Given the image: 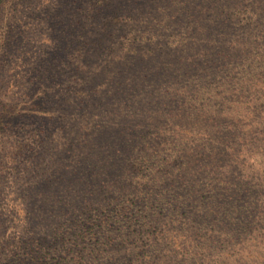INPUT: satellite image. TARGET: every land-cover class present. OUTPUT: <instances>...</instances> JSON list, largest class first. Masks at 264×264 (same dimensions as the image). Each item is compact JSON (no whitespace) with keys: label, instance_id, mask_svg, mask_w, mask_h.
<instances>
[{"label":"rangeland","instance_id":"obj_1","mask_svg":"<svg viewBox=\"0 0 264 264\" xmlns=\"http://www.w3.org/2000/svg\"><path fill=\"white\" fill-rule=\"evenodd\" d=\"M221 181L250 210L216 211ZM187 196L203 242L158 259L264 264V0H0V264H88L76 237L117 211L158 249Z\"/></svg>","mask_w":264,"mask_h":264},{"label":"trees","instance_id":"obj_2","mask_svg":"<svg viewBox=\"0 0 264 264\" xmlns=\"http://www.w3.org/2000/svg\"><path fill=\"white\" fill-rule=\"evenodd\" d=\"M244 117L246 116H243L242 118ZM235 147L237 149L233 150L234 152H237L238 154H241V152L247 153L246 150L239 149L236 143ZM250 153H256V149L253 148L247 154ZM229 162L235 168V160L230 158ZM238 164L239 163L237 162V165ZM220 184H222V186L220 188H215V195L213 197V200L217 202L216 211L218 212H221L218 209L219 207L225 206L227 207V211H237L238 213L240 212V209H242L245 214L247 210H250L251 202H253V200L256 199V196L259 195L257 187L258 185L255 184H250L251 186L247 184L245 187L239 186V189L234 193H232V188L228 183L221 181ZM233 185H235V183H233ZM195 186L196 184L189 187L184 186L187 194L191 192V189H193ZM182 192L178 198L182 197ZM207 197L208 196H205L203 197V200L197 202L194 198V200H192L189 198V196H187L184 197L183 201L176 202L175 204L173 202V205L169 202L167 203V207L165 206L164 209L162 207L160 208L161 210H156L165 219H167V215L169 214L167 220L169 223L167 225L168 228L164 227L160 229V231L157 230V233H152V239L157 245L161 244V242L164 240V244L158 249H156L154 244L150 241H143L141 246L137 249V246L140 244L137 243L138 239L136 237L138 236L140 238V235L143 236V234L139 232L136 237L131 236L135 230H130L127 232V234H125L123 231H125L126 223H123L121 220H119V218H122L123 215L119 214L118 211L113 212L114 217L108 214V216L102 218L99 220V222L90 225L87 230H81L82 232H86V237L82 236V234H78L76 237L78 240H76L75 244L81 245V243H84L83 245H86L89 243L88 249H81V251H84L89 255L88 264H126L124 261L131 256L132 252L135 251H138L139 259L150 260V264H165L166 260L164 262L161 259H158V255H156V253L163 249L164 251L168 250L173 252L181 259L190 258L193 256V251L195 248H198L203 242V235L196 228H194L193 232L187 231V223H195L199 224L200 226L206 225L210 221V218H214L215 215V209L209 208L207 202L203 204L205 200H208ZM165 211H168L167 215H165ZM223 212H225V210ZM237 213L234 216H236ZM147 217L148 216H142V218ZM128 220L130 223L133 221L131 219ZM234 221H239V224H237L239 225V229L240 225L242 224V220H240L237 216L232 222ZM120 224L123 225L122 228ZM214 240L217 241V239ZM62 241L63 239H60L59 244L61 247ZM213 242L214 241L209 240V242L206 244L209 245ZM124 244L135 245L136 248L130 252H127L125 256L121 257V246ZM58 250H60V248H58ZM153 250H155L156 253ZM66 252L69 254L68 251ZM77 253V251H74L75 257L79 255ZM63 257L66 258V260L71 258L69 255L63 256V253H60L59 255L54 256V262H56L54 264H66L62 260L64 259ZM161 258H163V254H161Z\"/></svg>","mask_w":264,"mask_h":264}]
</instances>
